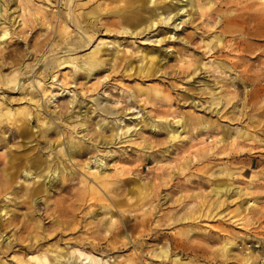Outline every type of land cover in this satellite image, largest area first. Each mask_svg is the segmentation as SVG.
<instances>
[{"label": "rangeland", "instance_id": "obj_1", "mask_svg": "<svg viewBox=\"0 0 264 264\" xmlns=\"http://www.w3.org/2000/svg\"><path fill=\"white\" fill-rule=\"evenodd\" d=\"M30 1L0 0V80L43 78L56 94L51 116L67 120L45 137L34 119L20 137L11 116L0 124V264H30V248L71 252L79 244L94 259L62 264H264V0H136L133 8L74 0L91 9L85 29L92 40L78 50L82 33L58 19L67 0ZM175 5L178 13H168ZM30 7L40 9L35 19L50 21L34 20ZM160 12L163 21L150 24ZM137 13L145 21L133 29L125 20ZM94 48L109 63L89 78L78 72L73 81L70 65L51 70L62 56L79 61ZM145 52L155 55L150 64ZM15 85L0 82L2 111L25 106ZM100 118L111 125L101 130ZM151 121L177 129V137ZM73 136L102 156L105 170L86 202L81 192L95 177L85 175L96 171H87L86 151L58 155L71 171L66 180L57 172L51 183L33 178L63 147L49 144ZM230 181L229 192L215 193ZM27 189L45 191L31 199Z\"/></svg>", "mask_w": 264, "mask_h": 264}, {"label": "bare ground", "instance_id": "obj_2", "mask_svg": "<svg viewBox=\"0 0 264 264\" xmlns=\"http://www.w3.org/2000/svg\"><path fill=\"white\" fill-rule=\"evenodd\" d=\"M108 1L109 0H103L104 3H107ZM111 1L122 2L125 5V7H132V8L134 7L135 3L137 2L136 0H111ZM144 1L145 2H151L148 0H144ZM26 2L28 4L31 3L30 0H26ZM186 2L187 3L185 5H188V4L192 5L191 0H186ZM65 5H66V9H67L66 12L67 13L64 14V16H62V15L59 16L58 19H60L61 23H63L64 25L73 24L74 27H76L79 30V32H81L83 34V35L82 34L80 35V36H82V38H84L83 44H81L75 48L77 50L82 49V48H86L92 40V36L89 35L87 30L85 29V27L87 25L86 20L89 19L90 18L89 15H91L90 14L91 9H86V10L80 9L79 10L77 8V6H79L80 4L75 2L74 0H67ZM28 7H29V5H28ZM29 9L31 10V16L34 17V20H40L41 22H44V23L46 21H50V20H47L46 17H44L42 19H35V18H38L40 16V9L39 8L30 7ZM167 10H169L167 12L170 14L174 11V15H175L178 13L179 7H177L175 5V10H173L171 8L167 9ZM195 11L198 12V9H195ZM162 13H164V12L153 13L152 16H154V17L150 19V24H152L154 22V20H157L158 23H161L163 21V19L159 18V16ZM92 15L94 16L93 20H95L97 18V15H95L94 13ZM126 17H129V18L126 19L125 22L128 23V25H131L133 27V29H135L137 26H140L143 23V21H145V19L143 20L142 18L139 17L138 13L135 15H132L131 17L130 16H126ZM44 19H46V20L44 21ZM53 19H54V22H57L56 18H53ZM169 19H171V18L168 17V20ZM143 29L144 28H141L142 31H143ZM7 30L8 29L3 30V34H2L3 37L8 34ZM75 48L70 49V50H66V51L65 50L60 51V52L63 53V52H67V51H76ZM111 55H112V53H108L107 57H109ZM113 55H114V53H113ZM54 58H55L54 56L49 58V61H50L49 65L50 66L53 64ZM153 58H155V55L153 53H147V52L143 53L142 59L143 60L146 59L147 64H150L153 61ZM106 63H109V59L102 58V56L100 55V51L97 48H94L93 51H90L89 53L82 56L79 59V61L73 57L62 56L60 59H58L57 62H55L51 66L52 67L51 70L59 68L60 66L70 65V71L73 72L72 79H73V81H75V78L77 77L78 72L82 73L84 79H87L92 75V73L96 69L101 68ZM45 70H47V69H45ZM27 71L31 72V70H27ZM47 72L48 71H45V75L47 74ZM15 74H13V76H11L9 78L3 79V81L0 80V82H2L3 84L4 83L7 84V83L13 82V81L16 82V85L14 86L13 90L16 89V87H17V89H19L18 91L20 92V94H23L22 97L18 98L17 100L24 101L25 106L22 108H19V109L15 108L13 111L9 110L8 108H4L5 111H2V109H0V124L2 122H4V120H3L4 117L11 116L12 117L11 119H6V120L10 123L11 126L15 127L16 133H13V135L18 136V137L25 136V134L28 133V132H26V129L25 130L23 129V127H27L28 129H31V127H30L31 119H34V121L36 122V127H38V132L41 133V135L44 137L49 131H52V132L56 131V134L61 132L62 131L61 129L56 130L57 125L61 126V121L67 120V117H64L60 113H58L57 116H51V114H55V111L49 110L50 100H55L56 94H52L50 91V87H47V86H45V84H43V82L41 81L43 78H41V77H40L41 80L35 81V80H30V77L26 76V78H24L25 80L23 81L22 79L19 78V76L17 79V76ZM54 74L55 73L52 74L53 78L56 76ZM14 76H16V78ZM30 76H31V74H30ZM30 92H32V93H30ZM48 93L50 94V96L49 97L47 96V99L42 101V99ZM28 95H29V97L26 98V96H28ZM72 103H76L77 106H79V104L81 105V101L77 98L76 95L73 96ZM72 113H76V116H78L80 111L79 112H72ZM72 113L70 114V117H72ZM6 115H8V116H6ZM7 121H5V122H7ZM111 123H112L111 121H107L104 118H100L96 124H97L98 128L103 130L105 127L110 126ZM79 125L82 126V124H79ZM150 125H152V127L154 129L160 128V129H164L165 131H167V133L170 135V139H174L178 135L177 129L170 127L169 125H167L163 121H158L155 123H154V121H151ZM182 126H183V124H182ZM72 132H74V131H72ZM82 138L83 137L73 136V137H69L66 142L60 141V139H58L52 145L47 143V144H49L50 151L57 149L61 145L63 147H60L57 150V153L54 154L57 157L55 164L51 166L50 164H48L46 162V164H44V166L41 167L39 172L37 174H35V176L33 178H35L36 180L37 179L39 180L41 178L43 180H45L46 178H48V180L51 183L53 179L51 180L50 176L57 172V174H59V180L60 181L66 180L67 176L70 175L71 171H69L65 167L64 164L61 165V162L58 160V155H60V156L63 155L65 157H68L71 159V157L78 156L79 154H82L83 152L86 151V153L89 154L88 160H89V163L91 164V166H86L87 171H89L93 165H94L93 168H96L95 172H93V173L88 172L87 175H85L87 177H91L89 175L93 174L95 177V178L91 177V179H93L92 185L91 186L88 185V187H85L81 192L82 193L81 200L86 202V201L93 199L94 196L97 194L96 187H101V185L99 186V184H100V181H102L105 177V173H104L105 170H104V168L101 169V167L103 166L102 165V156L98 157L96 154L95 155L91 154V152H89V150H88V149H90V146H88L84 141H82L81 140ZM107 144L108 143L106 141L102 140V142H101L102 146H106ZM12 159L15 160V157L12 156ZM12 159L9 160V162H8V164H10L11 168L14 167V163H13ZM16 159H17V157H16ZM34 161H33V163H34ZM40 163L41 162H35L34 164L39 166ZM19 165L20 164H17V166H19ZM30 166L31 165L29 163L28 168H30ZM25 170H26V166L24 164V167H22V171H25ZM29 171L26 170L24 172L26 176L31 175V173ZM57 181H58V178H57ZM224 185H219V186L217 185L214 189L215 193L216 194L223 193V192L225 193V192H227V190L229 192V189L232 187V182L230 181L229 183H226V186H224ZM224 188H226V189H224ZM27 190H29V189H27ZM44 191H45L44 189H36V190H34V192L29 190L30 198L32 199L33 195H35L36 193L44 192ZM237 192H238V190H235V193H237ZM8 214H9L8 210L4 212V215H8ZM34 229H37L36 233H38V231L40 230L39 227H35V226H34ZM28 237L36 240L38 236H37V234L32 235L30 233ZM72 249L73 250L71 252H68L69 249L64 250L63 248H57V247L39 246L37 249L30 248L27 252L26 261L30 264H62L63 262H65V259H88V258L94 259V257L89 256V253H87L85 249L83 250V245H81V244L76 245V247H74ZM166 255H167V251L162 250L161 256L165 257Z\"/></svg>", "mask_w": 264, "mask_h": 264}]
</instances>
